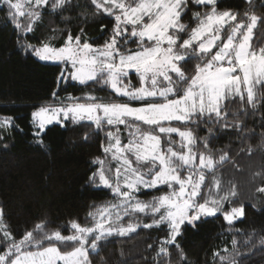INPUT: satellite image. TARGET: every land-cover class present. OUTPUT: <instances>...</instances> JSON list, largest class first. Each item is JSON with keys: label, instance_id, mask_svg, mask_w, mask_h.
<instances>
[{"label": "snow or ice", "instance_id": "6c2138e0", "mask_svg": "<svg viewBox=\"0 0 264 264\" xmlns=\"http://www.w3.org/2000/svg\"><path fill=\"white\" fill-rule=\"evenodd\" d=\"M90 2L94 14L104 13L115 20L110 37L102 46L94 47L86 40L81 43L80 35L73 37L69 33L60 47L50 42L24 47L41 60L70 65L68 76L61 71L59 80L71 79L81 84L102 82L129 102L105 103L91 95L81 102V98L69 96L59 101L58 106L57 103L41 106L32 116L39 129L37 136L46 125L61 117L74 122L89 120L98 129L105 125L116 129L106 133L105 158L93 161L99 167L89 179L92 182L98 179L101 185L110 188L118 203L105 204L90 212L92 226L71 222L70 235H63L59 229L48 230V222L41 221L19 239L4 224L0 209L3 232L0 247L5 249L0 252V264H91L89 252H97L98 243L106 237L125 236L138 227L163 224L168 225L169 236L157 256H170L166 245H174L184 260L185 254L176 243L181 225L185 222L194 225L202 217L215 216L223 210L224 201L238 195L235 185L218 199L213 194L212 189L218 194L223 183L216 170L231 158L227 151L220 150L217 159L208 147L214 137L211 127L207 129L209 135L201 138L204 150L199 151L197 137L189 125L212 124L222 130L231 128L241 135L247 134L243 120H228L230 114L238 117V113L229 112L228 105L238 99L255 111L264 101V94L257 95L258 89H264V48L254 50L250 43L262 18L245 12L241 19L239 13L220 12L217 0H192L209 11L193 13L195 26L190 27L182 22L189 0ZM0 3L7 5L8 17L15 28L28 33L42 19L46 6L59 13L71 5V0H0ZM129 43L136 47H126ZM190 61H195L191 73L183 67ZM132 74L138 77L139 87L131 84ZM125 80L129 82L125 84ZM52 96L54 101L58 100L56 91ZM131 101L139 102V106H133ZM242 110L247 115V108ZM174 122L181 126H173ZM10 123L11 117H5L0 127ZM120 125L128 130L126 144L121 140ZM173 134L179 136V141L171 138ZM252 151L251 147L247 149L248 153ZM159 185L169 191L148 201L138 198L142 189ZM206 185L208 194L204 195ZM257 191L264 193V186ZM139 213L150 214L152 223L129 222L127 226L122 223L125 217ZM223 215L231 224L244 215V208L233 207ZM236 243L233 240L234 248ZM261 243L264 244V238ZM69 244L70 250H62L61 245L67 248ZM225 259L221 257L222 261ZM229 264L238 262L232 259Z\"/></svg>", "mask_w": 264, "mask_h": 264}, {"label": "trees", "instance_id": "16d2710c", "mask_svg": "<svg viewBox=\"0 0 264 264\" xmlns=\"http://www.w3.org/2000/svg\"><path fill=\"white\" fill-rule=\"evenodd\" d=\"M216 7L220 12L239 13L241 19L245 12L261 17L250 43L254 50L264 48V0H217ZM8 11V7L1 3L0 121L11 117L8 126L0 127V209L3 210V222L16 239L41 221L48 222V230L59 229L63 235H70L73 233L71 222L92 226L88 214L96 207L112 204V192L95 187L89 178L99 166L93 161L104 156L106 131L115 128L105 125L98 129L91 121L66 120L64 125L54 123L47 126L37 136L31 121V109L54 101L53 91L58 93L60 101H65L68 96L81 98V102L89 95L102 102L120 98L102 82H62L57 87L59 64L38 60L24 45L39 46L41 42H50L53 46H60L71 33L73 37L80 35L81 42L86 40L100 46L109 39L115 20L104 13L94 14L95 8L90 0H71V5L59 13L51 12L50 6H46L33 31L21 33L9 19ZM206 11H209L208 7L195 5L189 0L182 22L194 27L193 13ZM50 37L53 39L49 40ZM126 47L134 49L136 45L129 43ZM194 63L190 61L183 67L191 73ZM132 76L136 78L135 74ZM261 94L264 89H258L257 95ZM228 108L230 113H238V117L230 114L228 120H243L247 134L241 135L231 128L222 130L212 124H192L189 127L197 137L198 150H204L201 138L209 135L207 129L211 127L214 137L210 138L208 147L217 159L220 150L227 151L231 158L216 171L235 167V161L247 155H257L264 165V101L255 111L246 103L242 105L238 99L229 103ZM242 108H247V115ZM173 126L181 125L174 122ZM119 128L124 129V126ZM249 147L253 149L251 153L247 152ZM157 190L160 188L144 193L152 194ZM262 202L258 206L245 203L244 215L231 224L220 213L202 217L194 225L185 222L176 240L185 254L184 260L174 245H166L170 256H157L169 236L167 224L138 227L125 236H108L98 243L97 252H89V259L91 264H229L232 259L238 264H264V244L261 243L264 238V197ZM151 217L139 213L125 217L122 223H143ZM233 240L237 242L235 248ZM71 247V244L67 248L61 245L62 250ZM3 250L0 247V252ZM221 257L226 259L222 261Z\"/></svg>", "mask_w": 264, "mask_h": 264}, {"label": "rangeland", "instance_id": "374dc122", "mask_svg": "<svg viewBox=\"0 0 264 264\" xmlns=\"http://www.w3.org/2000/svg\"><path fill=\"white\" fill-rule=\"evenodd\" d=\"M184 38L186 39L187 36L184 37ZM81 43H83V42H81ZM62 45H60V46H62ZM60 46H55V47H60ZM100 46H102V45H100ZM94 47H96V46H94ZM32 54L38 60H40V61L47 62V63L59 64L60 69H59V72H58V75H57V87L62 82H65V83L66 82H71V83L81 84L79 81H76V80H71V79L59 80L58 79V77L60 76L61 71H64L65 76H68V73L71 71L70 65L66 66V65H64L62 63L41 60L33 52H32ZM130 79H131V84L133 86H135V87H139L140 86L139 85V80H138V77L137 76L135 78V77H133L131 75V78ZM128 82H129L128 80H125L124 81L125 84H127ZM109 89L111 91H113L110 87H109ZM113 93L117 97H119L120 99L117 100V101H109V102H116V103H128L129 102V100H128L127 97L119 96L114 91H113ZM58 99H59V96H58ZM59 101L60 100L52 101V102H47L45 104L39 105V106L31 109V121H32V123L34 125V128H35L34 129V134L35 135H37V132L39 131V129L37 127V123L34 121V118L32 116V113L35 112V111H37L41 106H45L47 104L57 103V106H58V102ZM82 102H84V101H82ZM109 102H105V103H109ZM131 103H132L133 106H139V102H137V101H131ZM66 120H72V119L71 118L65 119V118L61 117V119L59 121H54L51 124L56 123V124L64 125V122ZM80 121H83V120H80ZM84 121H89V120H84ZM51 124L46 125L45 128L47 126L51 125ZM119 129H120L121 140H122L123 143L126 144L127 143V140H128V130L125 128V126H124V129H122V128H119ZM115 130L116 129H114V130H107L106 133L108 131H115ZM43 131H40L39 132V135ZM104 134H105V131H104ZM124 138H126V141H124ZM171 138L174 139V140H176V141H179V139H180L178 135L177 136H174L173 135ZM164 139H167V137H165ZM107 144H108V139L106 140V142L103 143V148L106 147ZM166 146L167 145H165V147ZM104 158H105V153H104V156L101 159H104ZM235 163H236L235 164V167L229 166V167H226V168H220L218 171H216V175L220 176L222 178V181H223L222 186H221V189L219 190L218 194H217L216 189H212V192L216 196V198L218 199L219 197L225 196L231 190L232 185H235L236 186V191L238 193V195L236 197H230L228 201H224V203H223V210L221 212H217V214L220 213V214L223 215L224 212L230 211L231 208H233V207H241L245 203H250V204H252L254 206H258V205H260V204L263 203L262 201H263L264 193L258 192L257 189L260 188V187H262V186H264V175H261V176H255L254 175L256 173H262V174H264V165L260 163L259 157L257 158V155H247V156L241 157L240 159H237V161H235ZM98 167H97V169H98ZM112 167L115 168V162L114 161L112 162ZM97 169H96V171H97ZM211 175L212 174L209 173V181L211 180ZM92 183H93V185L95 187H103V188H107V189H109L111 191L110 188L101 185L99 183L98 179L95 182H92ZM158 188H160V190H157V191H155L152 194L144 193V192H147V191L156 190ZM168 191H169V189L166 186L159 185L156 188L142 189L141 192L138 193L137 195H138V198L140 200L148 201V200H151L153 197L160 196V195H162V194H164V193H166ZM112 194L114 195L113 196V200H112V204L118 203V198L115 196V194L113 192H112ZM203 194L204 195H207L208 194V186L207 185L203 189ZM141 214H144V213H141ZM205 217H207V216H205ZM156 218L158 219L159 217L157 216ZM223 218H224V215H223ZM239 218H241V217H238L237 219H239ZM152 219L149 220V221H147V222H143V223H141L139 221H137V222H139L141 225L142 224H149V223H152ZM237 219H235V220H237ZM125 226H127V225H125Z\"/></svg>", "mask_w": 264, "mask_h": 264}]
</instances>
